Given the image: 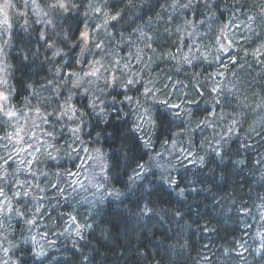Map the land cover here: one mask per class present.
Segmentation results:
<instances>
[{"label":"trees","instance_id":"1","mask_svg":"<svg viewBox=\"0 0 264 264\" xmlns=\"http://www.w3.org/2000/svg\"><path fill=\"white\" fill-rule=\"evenodd\" d=\"M63 1L66 13L30 12L23 27L12 29L5 48L13 102L24 111L29 101L32 106L27 110L37 108L47 117L51 125L43 129L50 132L53 149L50 162L48 154H41L37 161L33 158L17 167L16 160L10 161L8 143L0 134V193L9 189L7 181L18 190L15 183L19 180L23 189L22 176L26 175L28 182L39 178L43 204L35 212L44 221L21 217L18 208L7 216L0 211V263L264 264V0ZM49 5L39 0V8L48 11ZM224 26L232 31L231 49L226 54L219 51L210 55ZM244 26L249 27L247 31ZM84 28L91 36L90 61L120 59L124 73L119 77L115 71L113 78H106L110 84L99 89L101 93L97 88L80 86V92L86 91L79 93L81 100L75 104L82 117L80 130L69 126L68 120L67 126L63 125L66 121L59 115L62 105L75 108L70 99L75 94L71 74L78 67V42ZM133 49L142 54L137 56ZM153 53V59L149 58ZM156 55L163 58L161 62ZM184 56L193 62L189 64ZM88 61L83 60L84 64ZM212 88L217 94L213 112L225 117L231 114L238 122L237 133L219 155L211 151V138L205 141L201 129L212 102ZM120 91H124L122 96ZM143 93L149 96L153 117L157 118L156 139L176 136L175 127H168L165 121L201 130L199 140L206 147L198 151L202 165L175 174L179 187L173 199L187 205L190 194L200 186V193L209 197L198 194L201 209L196 221L181 213L183 206L177 205L171 212L161 206L164 202L150 201V196L145 201L148 209L132 213L134 199L144 197L151 187L157 188V182H165L163 172L157 170L155 184L146 186L140 180L147 191L144 195L130 193L126 185L129 176L137 169L140 172L146 162L139 158L140 152L144 154L142 146L136 148L137 130H144L140 113L149 116L151 109L140 105ZM104 98L109 106L103 105ZM256 125L259 132L251 135L249 130ZM76 133L81 140L90 134L94 139L90 147L108 160V186L127 192L120 202L112 204L100 191L102 199L83 206L80 217L76 214L80 229L70 235L59 227L65 215L58 223L55 215L56 208L74 207L75 201L56 199L62 197L57 190L63 182L60 175H66L62 160L72 161L61 146L76 143L72 139ZM109 148L112 154L107 155ZM112 148H116L114 153ZM72 162L74 166L76 161ZM46 174H50V182ZM113 175L121 176L118 183L112 181ZM14 189L10 187V193ZM157 214L162 222L148 227L138 224Z\"/></svg>","mask_w":264,"mask_h":264},{"label":"rangeland","instance_id":"2","mask_svg":"<svg viewBox=\"0 0 264 264\" xmlns=\"http://www.w3.org/2000/svg\"><path fill=\"white\" fill-rule=\"evenodd\" d=\"M46 2H49L50 5L47 6L48 11L43 10L42 8H39V0H0V97H7L6 100L0 98V134L4 135L2 141L6 140V143H8V146L6 149L9 152V159L16 160L17 164L16 166H22L23 163H30L33 158L37 161L39 158V155L41 154H48V161H51V154H52V141L50 138V132H46L43 128L48 127L51 124H48V119L46 116L42 115L41 110H38L37 108L28 109L29 106H32L30 102L28 101L26 103V107H24V111L22 109V106L17 105L13 102V90L11 91L10 84H9V78L8 77V70H7V64H6V57H4V54L6 52V46H8L9 36L13 28L25 25L27 23L28 14L30 12H34L36 15H46L47 13L52 12H61L66 13V7H59L58 5L60 3H65L63 0H45ZM65 5V4H64ZM251 21V20H249ZM257 25V20H255ZM21 23H23L21 25ZM252 23V22H251ZM17 28V29H18ZM249 27L244 26V31L248 29ZM84 28L81 32V37L78 44V67L74 71V74H71V80H72V87L75 90V94H73V97H70V99L74 100L72 103L75 104L77 101H80L81 99L78 98V96L81 94V92H86L85 90L81 91L80 86H84L86 89L90 87L97 88L99 93H101V90L103 87H107L110 84V81L108 83L105 82V79H111L112 76L115 75V71H118L119 77H123L124 73V65H119L117 62H112L105 60L103 58H99L98 62L90 61L89 55L92 53L90 52L92 50L90 46V39L91 36L88 35L87 31ZM229 33L231 35L232 31L230 30V27L224 26L218 33V37L215 40L216 46L213 51H211L210 55H215L219 51H225V54L230 51V46L232 42L229 39ZM233 35V34H232ZM257 36V35H255ZM135 47H138V45H135ZM8 49V48H7ZM134 52H137V56H140L142 53L139 51H136V49H133ZM155 56V53L151 54L149 58L153 59L152 57ZM253 56V55H250ZM147 58V56H145ZM187 61H189V64H191L194 60L191 57L184 56ZM89 59V61H88ZM156 59L161 62L162 57L159 55H156ZM83 60L88 61L84 64ZM227 62V59H226ZM159 64V63H158ZM164 64V62H163ZM126 65V64H125ZM95 73V74H92ZM126 74V73H125ZM108 76V77H107ZM139 81L136 82V84ZM100 85V86H99ZM80 93V94H79ZM84 94V93H83ZM143 97L139 99L138 101L142 104H145L151 109L149 110V116L148 119L151 121L153 120V108L152 103L148 99L149 96L145 93L142 94ZM103 105H108L107 100L103 99ZM20 104V103H19ZM78 106V105H77ZM71 107L68 103L66 105H62L61 114L59 115V118L61 120H65L66 122H63V125L67 126V120L71 123H68L69 126L73 125L74 129H79L82 121V117L79 116L76 113V109ZM102 106V104H101ZM36 107V106H35ZM258 110V107H257ZM142 113V111H141ZM140 113V117H141ZM220 116V120L217 122V124H214L212 119L207 122L205 119L203 120L201 124L202 132L205 133L204 140L208 141L209 138H211V151H214L217 155L220 154L221 149L223 146L227 144L228 141H231L233 136L235 135L236 131L227 132L223 131L224 127V119L225 116L223 114L215 113ZM144 115H147V113H144ZM251 116H253V112L250 113ZM216 119V118H214ZM261 119V118H260ZM256 121L254 117H252V121ZM143 128L146 130L148 122L146 123L143 119ZM152 122V121H151ZM261 121L259 120V124ZM257 124V122H255ZM190 131L194 128L193 126H188ZM239 127V125H238ZM71 128V127H70ZM175 129H176V135L178 139H181L184 143L185 152H179L176 149L172 150L170 147L168 149H163L161 152H156L152 154V159L159 157L163 152H168L170 156H164L163 161H159V163L163 162V167H159L158 169L162 171L163 180L165 182H175V174L182 166L184 167H193V165H196L198 168L200 165H202L201 160L198 158V151L206 149V147L203 145L201 139L199 140L200 134L198 135L197 139L191 140L190 136L186 134V128L185 126L179 125L175 123ZM82 130V128H80ZM170 133V132H169ZM170 136H172L170 134ZM59 137V136H58ZM56 138V140L60 138ZM73 141L76 142L74 144H68V145H62L61 149H64V153L67 152V154L70 155L72 158V161H76L77 163L80 162L83 164V168L81 166H75L74 168L71 167L72 161L69 162V159H63L62 164L64 167L65 174L61 173V177L63 178V182H60L58 184V192L61 193L62 197L57 198V201H75L73 197V191H72V182L69 181V176L67 175L68 172L72 169L76 170V174H74V179L76 182H79L81 184L77 185V188H86L89 186H92L93 189L96 186H100L103 184L104 189L103 195H109L110 191H113L108 185H109V177L106 174L108 166V160L106 157L100 152L99 150H95L90 147V144L94 142L93 137L90 134H87V138H84V140L80 139V136L78 133L73 135ZM43 140V141H42ZM210 140V139H209ZM51 141V142H50ZM194 142L192 144V142ZM201 149V150H200ZM113 153L116 151V148H112ZM107 155L112 154L110 151V148L106 150ZM114 155V154H113ZM47 158V156L45 157ZM75 162V165H76ZM189 167V168H190ZM195 167V166H194ZM195 168V169H197ZM184 169V168H183ZM16 171V170H15ZM41 170L37 171L39 175H41ZM83 172V173H82ZM137 172V173H136ZM16 174L18 172L16 171ZM140 174L139 170L137 169L133 175ZM44 175V174H43ZM83 175V176H82ZM68 176V177H67ZM48 181L50 182V174H46L45 176ZM23 182V189H21V184L18 183L19 180H16L15 187L18 188V190H15L12 186V181H7L6 185L9 184V189L0 193V211L2 215L7 216L14 208H18L21 210V217L28 216L29 218L35 217L34 221L43 223L44 221H40V213L35 212L37 209H40V206L42 203L41 200V194L43 193V185L39 183V178H37L32 182H28V178L26 175L22 176ZM27 181V182H25ZM46 181V180H43ZM42 181V182H43ZM41 182V183H42ZM87 185V186H86ZM94 185V186H93ZM10 187L14 189L13 193H10ZM117 191L119 189H116ZM178 191V195H179ZM93 195H90V203L88 202L84 203H78L75 201L73 209L71 208V205H64L63 207L56 208L57 214L56 222L60 220V218L63 215H73V220L70 222H66L65 220H61L59 223V227H62L64 230L68 231L70 235H73L74 233H78L80 229V221L77 219V215L79 217L81 216L79 211H76L78 208L76 205H84L90 206L93 205V203L97 199H102V196L99 194V190L94 191ZM8 194V195H7ZM76 194V193H75ZM58 197V196H57ZM83 198V197H82ZM52 200H50L49 203H51ZM75 215V216H74ZM39 217V218H38ZM82 222V221H81ZM82 224L86 227L88 225H85L83 222ZM38 232V230H37ZM37 232L35 236L37 235ZM0 252H2L0 248ZM3 264V263H0Z\"/></svg>","mask_w":264,"mask_h":264},{"label":"bare ground","instance_id":"3","mask_svg":"<svg viewBox=\"0 0 264 264\" xmlns=\"http://www.w3.org/2000/svg\"><path fill=\"white\" fill-rule=\"evenodd\" d=\"M204 1V0H203ZM216 43L213 44V48L215 49ZM195 53V52H194ZM194 53L192 54V56L194 55ZM120 59L118 60L117 64L120 63ZM136 85V84H135ZM134 90V88H133ZM125 91V90H124ZM120 91V94L122 96V94L124 93ZM217 94L215 93V88H212V102H210V106L207 108V111L205 113L204 116H206L205 120L207 122H209L210 119H212L214 124H217V122L221 119L219 115L214 114L213 113V109H214V104H216L217 102V97L215 98ZM113 93H110L109 97H112ZM175 115V114H173ZM178 115L175 116V120L178 122ZM141 118L147 123V129L143 130L142 128L139 129V131L137 130V139L136 140V148H140V146H142V152L144 154H142L140 152V156L139 158L143 159L144 161H146L141 168L139 177L140 179H137L134 175H130L129 179L126 182V185L128 186V191L130 193H140L142 195H144L145 192H147L146 190L143 189V187L139 184L140 180L145 181L146 186H151L152 184H155L157 179H156V175H157V170H159V167H163V162L159 163V161H163L164 160V156H170L168 152H163L159 157L152 159V154L156 151V152H161L163 149H168L169 147L172 150H177L179 152H185V147L183 146L184 143L181 139L177 138L176 136H173L172 139L170 138L169 135H164L159 137V139H156L155 137L158 136L159 134H157L156 132V127H157V118L156 116L153 117V120H149L147 115H144V113H141ZM162 118V117H160ZM172 118H174V116H172ZM216 118V119H214ZM143 123V122H142ZM195 123L197 124V120H195ZM237 120L230 114L227 115L224 119V129L227 132H231V131H236L237 133ZM144 124V123H143ZM165 124L168 127H175L174 125V121H165ZM257 127H251L249 130V133L251 135H254V133H258L259 131L255 128ZM262 128V127H261ZM191 129V128H190ZM190 129L186 130V134L188 136H190L191 140L193 139H197L198 138V134L201 132L200 129H197L196 127H194L191 131ZM223 129V131H224ZM263 129V128H262ZM262 129H260V131L262 132ZM257 131V132H256ZM264 131V130H263ZM151 139V141H150ZM43 141V140H42ZM150 142H152L153 144H150ZM192 142V141H191ZM147 143L149 145V147L147 146ZM194 142H192L193 144ZM153 146V147H151ZM138 155V152L136 153L135 156ZM63 165V164H62ZM137 165V162L134 163V165L132 166L133 168ZM75 166H81V168H83V164L80 162H76V165L71 166L69 168H74ZM109 166V165H108ZM110 168V166H109ZM187 169V167L182 166L180 169H178V171L176 172V174L179 172H182V170ZM116 173L120 172L119 168H117V171H115ZM83 173V172H82ZM74 174H76V170L72 169L68 172V176H69V181L71 180L72 182V191H73V197L75 198L74 200L77 201L78 203H84V202H88L87 200H89L88 203H90V195H93V190H99L102 191L104 189L103 184H101L100 186H96L91 190L88 188H92V186L86 187V188H77V185L81 184L79 182H76V180L74 179ZM107 174V173H106ZM67 176V177H68ZM83 176V175H82ZM111 179L114 183H118L121 179L120 175H113L111 176ZM87 186V185H86ZM94 186V185H93ZM179 187L178 182H161L158 183L157 182V188H150V192L146 193V195L144 197H140L139 199H134L133 200V205H134V209L133 212H138L144 209H148L149 206L147 205V203H145L146 198H148L150 196V201H154V200H159L161 204V206H164L168 211L174 212L175 210V206L181 207L183 206L184 211L187 209V211L183 212V208H182V214L183 215H187L190 218H192L193 220H195V218L200 215L199 213V209H201V205H198L199 203L196 201V198L199 197L198 194L200 195H205L203 193H200L202 191V188L200 186H197L195 189H197V191H194L190 194V203H186L187 205L184 204H178V202H176L175 200H173L177 194L176 189ZM127 191H120V189L117 190H113L110 191L109 195H108V199L106 200L107 203H118L120 202L125 196ZM76 193V194H75ZM83 197V198H82ZM209 197V196H207ZM130 198V195L128 194V199ZM171 200V201H170ZM170 201V202H169ZM152 203V202H151ZM84 205H79L78 210L79 212H83ZM86 207H87V203H86ZM198 208V209H197ZM191 211H190V210ZM174 215V213H173ZM161 217L159 216V214L155 215V216H151L148 217L147 219H142L138 224L142 227H148L150 225V223L152 222H158L161 221L160 220ZM64 220L66 222H70L73 220V215L67 214L64 216ZM157 220V221H156ZM196 221V220H195ZM162 222V221H161ZM199 237V235H197Z\"/></svg>","mask_w":264,"mask_h":264},{"label":"snow or ice","instance_id":"4","mask_svg":"<svg viewBox=\"0 0 264 264\" xmlns=\"http://www.w3.org/2000/svg\"><path fill=\"white\" fill-rule=\"evenodd\" d=\"M58 6L61 7V8L65 7V5L63 3H60ZM92 74H95V73H92ZM129 83H131V81H129ZM0 98H2L4 100L7 99V97H0Z\"/></svg>","mask_w":264,"mask_h":264}]
</instances>
